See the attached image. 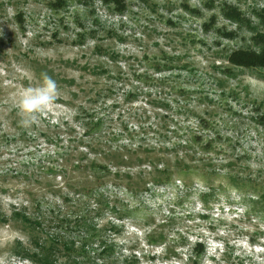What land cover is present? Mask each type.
Returning a JSON list of instances; mask_svg holds the SVG:
<instances>
[{"label":"rangeland","instance_id":"1","mask_svg":"<svg viewBox=\"0 0 264 264\" xmlns=\"http://www.w3.org/2000/svg\"><path fill=\"white\" fill-rule=\"evenodd\" d=\"M121 5L0 0V264H264V74L228 62L264 0Z\"/></svg>","mask_w":264,"mask_h":264},{"label":"trees","instance_id":"2","mask_svg":"<svg viewBox=\"0 0 264 264\" xmlns=\"http://www.w3.org/2000/svg\"><path fill=\"white\" fill-rule=\"evenodd\" d=\"M97 1H100L102 4L107 5V6L118 7L121 5L122 0H97ZM120 7H125V6L121 5ZM229 10L230 11H228V10L227 11L230 12L231 17H233V20L237 21L239 24L244 22L243 18L239 17L241 15V13L239 11L237 13V11L234 10L233 8H230ZM260 16L263 19V23H264V11H263V14H261ZM253 33H254V36L252 37V41H253V45L255 48H249V49L240 48V49L232 51L228 57V62L234 67L241 68V69H247V70H260L262 72V74H264V27H263V30H259V31H258V29H255V31ZM107 156L112 157L110 166H112V168H114V169H117V173H118V175H120V177L123 176V175H121L122 174L121 171H119V170H121V168H124V169H131L132 168L130 166H127V164H129L130 161L125 162V161H122L120 159L116 163L118 166L115 163H113V161H116L117 158L113 156V153H111V151H110V155H107ZM146 160L149 162V164L152 167H154V172L157 171L155 168V164L168 166L167 163L169 162L168 160H165V159H159V157L158 158H149ZM140 164H142V161H140ZM80 167H81L80 169H83V166H80ZM90 168L92 170H95V167H93V166ZM105 170H106V168H105ZM159 172L164 173V172H168V171L164 170V171H159ZM157 174H159V173H157ZM92 178L94 179L95 177H92ZM168 180H170L169 177L163 179L164 182H167ZM91 181H92V179L91 180L86 179V182H84V184L72 183L69 186H71V188L74 189V191L76 193H79V192H82L85 190L96 191V188L90 186L89 183ZM143 183L145 184V182H143ZM154 183L163 184L162 182H158V181L156 182V180L154 181ZM37 224H39V223H37ZM52 240H53L52 241L53 244L57 243V242H61V241H59V240H61V238L58 236H53Z\"/></svg>","mask_w":264,"mask_h":264},{"label":"clouds","instance_id":"3","mask_svg":"<svg viewBox=\"0 0 264 264\" xmlns=\"http://www.w3.org/2000/svg\"><path fill=\"white\" fill-rule=\"evenodd\" d=\"M41 75L42 82L37 86L23 89L18 98L20 123L25 128L37 124L41 116L47 115L59 96L57 82L46 73Z\"/></svg>","mask_w":264,"mask_h":264}]
</instances>
